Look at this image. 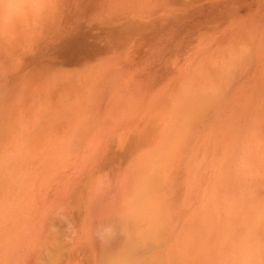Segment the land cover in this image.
<instances>
[{"label": "rangeland", "instance_id": "obj_1", "mask_svg": "<svg viewBox=\"0 0 264 264\" xmlns=\"http://www.w3.org/2000/svg\"><path fill=\"white\" fill-rule=\"evenodd\" d=\"M143 128L151 264H264V0H0V264L117 235L89 184Z\"/></svg>", "mask_w": 264, "mask_h": 264}, {"label": "crops", "instance_id": "obj_2", "mask_svg": "<svg viewBox=\"0 0 264 264\" xmlns=\"http://www.w3.org/2000/svg\"><path fill=\"white\" fill-rule=\"evenodd\" d=\"M135 127L140 126L135 125ZM148 142L149 136L145 128L143 131L133 132L130 143L125 144V149L122 148L118 159L115 160L113 171L107 162L111 152L108 147L104 150L102 167H99L94 180L89 184L91 185L89 192H92L96 178L101 181L104 186L102 190L104 200L98 208L88 205L86 217L89 223L95 217L98 224H112L113 217H115L119 225V233L117 235H70L69 247L64 249L65 264H151L150 237L130 235L127 231V226L130 224L136 227L140 223H149V225L151 223L150 202L146 201L145 196L143 203L136 199L137 185L135 183L138 177L133 176L135 172L133 160L138 153V148L141 145L145 146ZM139 181H141L140 177ZM110 187L115 189L113 193L107 191ZM76 194L71 196L74 201L71 205L79 203L80 210L78 211L77 207H70V204L66 210L75 226L74 229L76 230L77 227V231L81 232L80 222L85 208L80 202L73 200ZM137 195L140 197L141 192ZM137 206L139 207L138 212ZM97 217L98 220H96ZM46 250L50 255L57 253L55 248Z\"/></svg>", "mask_w": 264, "mask_h": 264}, {"label": "bare ground", "instance_id": "obj_3", "mask_svg": "<svg viewBox=\"0 0 264 264\" xmlns=\"http://www.w3.org/2000/svg\"><path fill=\"white\" fill-rule=\"evenodd\" d=\"M196 98V97H195Z\"/></svg>", "mask_w": 264, "mask_h": 264}]
</instances>
